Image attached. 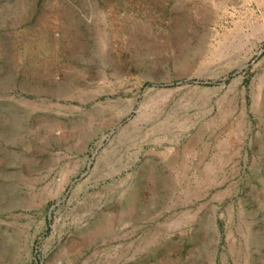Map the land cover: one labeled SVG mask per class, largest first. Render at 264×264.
<instances>
[{
    "label": "rangeland",
    "instance_id": "374dc122",
    "mask_svg": "<svg viewBox=\"0 0 264 264\" xmlns=\"http://www.w3.org/2000/svg\"><path fill=\"white\" fill-rule=\"evenodd\" d=\"M0 264H264V0H0Z\"/></svg>",
    "mask_w": 264,
    "mask_h": 264
}]
</instances>
